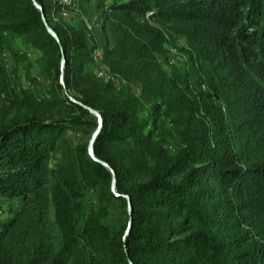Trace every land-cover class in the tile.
<instances>
[{"label":"trees","instance_id":"16d2710c","mask_svg":"<svg viewBox=\"0 0 264 264\" xmlns=\"http://www.w3.org/2000/svg\"><path fill=\"white\" fill-rule=\"evenodd\" d=\"M38 1L60 41L34 0H0V52L26 57L15 46L22 37L45 53L56 85L39 102L67 114L0 128V210L8 203L10 213L0 220V264H264V0H76L77 11L97 18L103 32L121 30L122 42L138 38L104 48L114 73L155 66L156 51L178 37L187 41L197 82L182 69L166 84L153 81L157 97L142 116L102 102L100 92L113 83H88L96 44L87 21L70 27L60 17L75 8ZM6 75L0 65V99L13 106L38 100ZM85 106L102 115L95 155L116 171L120 196L90 142L68 141L69 133L99 127ZM165 122L180 127L181 143L170 154L159 142L152 156L146 142ZM131 140L145 148L125 164L110 147ZM146 165L148 178L139 180ZM123 194L134 204L129 234V212L121 229L104 221L112 200L129 207ZM91 196L98 215L87 214Z\"/></svg>","mask_w":264,"mask_h":264},{"label":"rangeland","instance_id":"374dc122","mask_svg":"<svg viewBox=\"0 0 264 264\" xmlns=\"http://www.w3.org/2000/svg\"><path fill=\"white\" fill-rule=\"evenodd\" d=\"M60 20L70 27H74L83 20H86L90 40L96 44L95 47H100L102 50L107 47L110 49L114 48L117 43H121V46L122 44L123 46H133L136 43L135 40H138L137 37L132 36L127 37L125 42H122L121 40L124 39H122L121 30L109 34L103 32L102 23L97 24V18L93 17L90 20V18L84 16L82 12L77 11V9L76 11L73 9L64 11ZM15 46L21 52L26 53V57L16 61L13 59L10 51L3 50L7 51L8 55L7 53L2 54L3 51L0 52V65L5 66L7 73L6 79L11 85L17 87L20 92L21 89L32 90L33 93L38 96V100L27 105L13 106L10 101L0 99V128L12 121H23L30 117L52 118L65 114L66 109L64 110L59 107L47 105L45 101L39 102V100L42 99L41 95L47 94L49 89L52 88V85H56L53 76L45 69L47 55L37 48L32 47L29 42L22 37H17L15 39ZM188 51L189 47L185 38L178 37L175 40L172 39L168 45H164L162 49L155 52L158 63L152 67L149 66L144 69L135 67L132 71H130V69L121 68V71L119 69L114 73L103 60L104 70H110L115 75V80L111 82L114 86L105 92H100L99 97L105 105L123 103L135 109L139 116L145 115V113L149 111L150 101L157 97V86L153 81H164V84H166L167 78L170 77L172 71L175 69H182L189 73L191 83L197 82L198 77L196 70L190 56H188ZM6 57L8 59L7 61L4 60ZM95 66L98 65L94 62L90 64V74L87 75V79L90 81L88 83H93L94 86L95 83H99L100 81L104 82V80H101L95 74ZM82 81H85V79ZM70 92L73 95L77 94L76 91ZM45 97V99H48V94L45 95ZM180 130V127H176L175 124L173 125L168 122L162 123L159 129L153 133V137L146 142V151L152 156L155 155L158 143L161 142L164 144L165 149H167L170 154H173L181 143L182 138ZM93 134L94 129L90 126L86 132L82 131L77 134L69 133L68 141L74 144L90 142ZM142 148L144 149L145 146L142 147L138 145L137 142L131 140L115 143L110 147V150L112 155L118 160L123 161L125 164H129L131 156L140 153ZM52 161H55V156L52 157ZM149 162H151V159L148 160V164ZM145 168L146 170L139 173V180H146L148 178L147 165ZM49 203L51 216L54 218V206L51 201H49ZM7 207L8 203H4L3 209L0 210V220L9 218L10 213ZM100 209V205H94L93 196L87 197L86 211L89 216L98 215ZM128 209L129 207L123 206L120 201L112 200L108 206V214L104 218V221L113 230L121 229L123 223L128 218Z\"/></svg>","mask_w":264,"mask_h":264},{"label":"water","instance_id":"95a60500","mask_svg":"<svg viewBox=\"0 0 264 264\" xmlns=\"http://www.w3.org/2000/svg\"><path fill=\"white\" fill-rule=\"evenodd\" d=\"M34 3L35 5L43 12V18H44V21H45V24L49 30V32L54 36L56 37V39L58 41H60V35L59 33L51 26L50 24V21L47 17V15L45 14V8L44 6L38 1V0H34ZM62 52H63V57H62V83L64 85H66L65 83V66L67 64V56H66V52L64 50V48H62ZM73 100H76L75 98H73ZM92 114L96 115L98 118H99V127L94 131V134L92 136V139L90 140V151L92 153V155L95 157V159L97 161H99L100 163H102L104 166L108 167L112 173H113V177H114V181H113V190L114 192L120 196V194L118 193L117 191V176H116V171L112 168V166L105 160H102L98 157H96L95 155V144H96V141H97V138L98 136L100 135L101 131H102V126H103V118H102V115L100 114V112L92 107H89V106H85ZM124 197H126L129 201V225H128V229H127V234H129L130 230L132 229V226H133V222H134V219H133V215H134V204H133V201H132V198L127 195V194H123ZM131 264H135L132 260L130 261Z\"/></svg>","mask_w":264,"mask_h":264},{"label":"bare ground","instance_id":"6f19581e","mask_svg":"<svg viewBox=\"0 0 264 264\" xmlns=\"http://www.w3.org/2000/svg\"><path fill=\"white\" fill-rule=\"evenodd\" d=\"M60 3H62L63 5L67 6V4H70L73 6V8L77 9V3L76 0H60ZM59 3V4H60ZM65 8V7H64ZM68 9V8H67ZM67 11V10H64ZM95 50H97L98 53H95ZM175 50V49H174ZM104 50H102L100 47H96L93 50L92 53V60L96 65H99V60L100 63H103L104 60ZM180 55V54H179ZM186 55V54H185ZM189 56V55H188ZM188 58V57H185ZM184 58V59H185ZM5 60H7V57L5 58ZM101 80H104V82L106 83H111L112 81H114V76L112 75L111 71H106L104 70V75H97Z\"/></svg>","mask_w":264,"mask_h":264},{"label":"built area","instance_id":"2783aa9c","mask_svg":"<svg viewBox=\"0 0 264 264\" xmlns=\"http://www.w3.org/2000/svg\"><path fill=\"white\" fill-rule=\"evenodd\" d=\"M66 7L73 8V6L70 4H67ZM95 53H98L97 50H95ZM95 74L104 75V66H103V63H100V60H99V65L95 66Z\"/></svg>","mask_w":264,"mask_h":264}]
</instances>
